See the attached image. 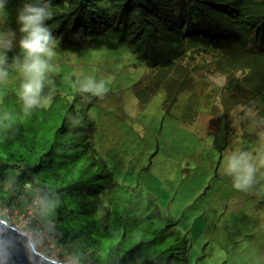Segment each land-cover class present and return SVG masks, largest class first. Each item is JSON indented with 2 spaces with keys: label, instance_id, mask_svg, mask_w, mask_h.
<instances>
[{
  "label": "trees",
  "instance_id": "trees-1",
  "mask_svg": "<svg viewBox=\"0 0 264 264\" xmlns=\"http://www.w3.org/2000/svg\"><path fill=\"white\" fill-rule=\"evenodd\" d=\"M23 2L50 4L45 23L54 38L130 52L148 80L167 89V105L186 91L218 101L226 113L244 106L264 118V0ZM204 55L209 61H195ZM207 69L223 82L191 91L195 78L208 83ZM50 97L30 115L17 90L0 97V209L21 210L39 196L37 219L51 240L36 249L52 259L62 251L73 264H201L203 251L191 253V231L144 200L130 172L116 178L96 152L87 108L98 97Z\"/></svg>",
  "mask_w": 264,
  "mask_h": 264
},
{
  "label": "rangeland",
  "instance_id": "rangeland-1",
  "mask_svg": "<svg viewBox=\"0 0 264 264\" xmlns=\"http://www.w3.org/2000/svg\"><path fill=\"white\" fill-rule=\"evenodd\" d=\"M23 5V0H7L0 12V31H16V41L20 38L16 16ZM55 40L56 55L50 62L53 67L47 74L44 97L60 92L72 98L90 77L97 83L105 81L107 93L95 99L87 113L95 124V150L114 176L123 180L130 172L131 184L144 200L151 198L184 230L191 231V253L197 257L203 251L201 264H264V167H257L247 191L236 190L232 177L225 174V157L231 151L250 152L257 162L264 157V118H255L244 106H231L226 113L218 101L205 97L199 101L186 91L167 105V89L149 81L144 64L127 50ZM17 55L14 42L6 67ZM195 61L207 62L209 57ZM204 75L208 83L195 78L191 91L197 92L201 85L207 92L223 82L209 69ZM20 84L19 74L9 68L0 97L4 89L18 91ZM75 106L83 109L86 102ZM18 210L0 209V218L21 229L34 247L40 246L44 240L36 230L39 227L11 215ZM54 259L73 264L62 251Z\"/></svg>",
  "mask_w": 264,
  "mask_h": 264
},
{
  "label": "clouds",
  "instance_id": "clouds-1",
  "mask_svg": "<svg viewBox=\"0 0 264 264\" xmlns=\"http://www.w3.org/2000/svg\"><path fill=\"white\" fill-rule=\"evenodd\" d=\"M6 5L7 0H0V12L6 9ZM51 15L49 3L25 2L16 16L19 40L16 41V31H0V85L7 82L9 68L19 74L21 84L18 100L26 115H30L32 109L51 102L50 96L42 95L47 74L53 67L50 62L56 55V40L45 23ZM14 42L19 49V55L13 56L11 65L6 67L7 53L12 51ZM80 91L103 98L108 89L105 87V81L97 83L90 77L80 86ZM225 160V174L232 177L233 187L238 191H247L253 183L257 167H264V157L257 162L252 153L240 150L231 151ZM2 218L8 222L5 217ZM19 231L23 232L21 229Z\"/></svg>",
  "mask_w": 264,
  "mask_h": 264
},
{
  "label": "water",
  "instance_id": "water-1",
  "mask_svg": "<svg viewBox=\"0 0 264 264\" xmlns=\"http://www.w3.org/2000/svg\"><path fill=\"white\" fill-rule=\"evenodd\" d=\"M0 264H72L48 258L30 238L0 218Z\"/></svg>",
  "mask_w": 264,
  "mask_h": 264
},
{
  "label": "built area",
  "instance_id": "built-area-1",
  "mask_svg": "<svg viewBox=\"0 0 264 264\" xmlns=\"http://www.w3.org/2000/svg\"><path fill=\"white\" fill-rule=\"evenodd\" d=\"M38 204H40L39 198L37 196H35V197L30 199V201L27 203V205L25 207H23L21 210L14 212L11 215L17 219L24 221V222L28 221V220L33 221L35 223V225H37L39 227V228H36V230H37L38 234L40 235V239L47 241L46 239H48V235H47L46 229L44 226L43 227L40 226V224L38 223L39 221L35 216ZM6 212H7V210H6Z\"/></svg>",
  "mask_w": 264,
  "mask_h": 264
},
{
  "label": "crops",
  "instance_id": "crops-1",
  "mask_svg": "<svg viewBox=\"0 0 264 264\" xmlns=\"http://www.w3.org/2000/svg\"><path fill=\"white\" fill-rule=\"evenodd\" d=\"M192 237V236H191ZM192 240H193V237H192ZM193 245H194V242H193Z\"/></svg>",
  "mask_w": 264,
  "mask_h": 264
}]
</instances>
